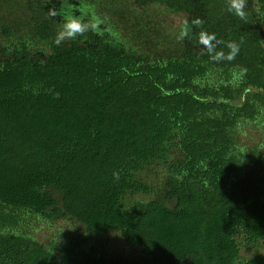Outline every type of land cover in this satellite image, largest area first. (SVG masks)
<instances>
[{
	"label": "trees",
	"instance_id": "1",
	"mask_svg": "<svg viewBox=\"0 0 264 264\" xmlns=\"http://www.w3.org/2000/svg\"><path fill=\"white\" fill-rule=\"evenodd\" d=\"M58 5L99 37L55 43ZM227 5L0 0V264H264V140L241 142L264 129V0ZM66 220L77 235L34 237Z\"/></svg>",
	"mask_w": 264,
	"mask_h": 264
},
{
	"label": "rangeland",
	"instance_id": "2",
	"mask_svg": "<svg viewBox=\"0 0 264 264\" xmlns=\"http://www.w3.org/2000/svg\"><path fill=\"white\" fill-rule=\"evenodd\" d=\"M149 14V13H148ZM154 14L152 13V16ZM155 17V15L153 16ZM159 20L164 21L165 29H173L177 30L180 28V25L184 23L185 16L184 14L181 13H167V14H160L158 17ZM157 18V19H158ZM69 38H65L62 41H66ZM36 48H41L44 50H48L44 43H39L38 45H35ZM264 140V129L262 128H257L256 130H253L252 132H248L245 135L242 136V143H245L247 146H252L256 145L258 141ZM140 196L136 195L132 197V199H139ZM78 232H80V225L77 221L71 220V221H65V222H59L58 224L54 226H48V225H43L40 228L37 229V231L34 234V237L43 242V243H50V240L54 237L55 239H64L66 238L65 235L67 234H72V235H77ZM116 237H118L117 234H114ZM113 236V248L117 249L119 252H131L134 250V248H128L127 245H125L122 241L116 239V237ZM58 254V253H57ZM255 254L254 251H248L245 248L241 249V256L242 257H250Z\"/></svg>",
	"mask_w": 264,
	"mask_h": 264
},
{
	"label": "clouds",
	"instance_id": "3",
	"mask_svg": "<svg viewBox=\"0 0 264 264\" xmlns=\"http://www.w3.org/2000/svg\"><path fill=\"white\" fill-rule=\"evenodd\" d=\"M246 3L247 0H228L227 9L229 12H232L238 17H244L246 15ZM101 23H103V21L95 16L93 17V22L91 23H83L78 18H68L63 25V30L58 33L55 43L59 44L61 40H64L65 38H74L77 34H83L84 32L88 31L89 28L98 30ZM193 23L199 24L201 21L197 19L193 21ZM214 40V34L201 35V43L207 47L210 53H212L215 49V45L212 43ZM227 48L230 50L227 54H225L223 51H216L215 54L211 56V59H234L239 51V45L235 42H230L227 44ZM113 176L115 179H119L118 172L113 173Z\"/></svg>",
	"mask_w": 264,
	"mask_h": 264
},
{
	"label": "flooded vegetation",
	"instance_id": "4",
	"mask_svg": "<svg viewBox=\"0 0 264 264\" xmlns=\"http://www.w3.org/2000/svg\"><path fill=\"white\" fill-rule=\"evenodd\" d=\"M62 7L60 6V5H58L57 7H56V10H58V11H60V14H58L57 15V21H59L60 22V19L61 18H63V20H66V19H68L69 17L67 16V12L64 10V9H61ZM74 12H75V15H77V14H79L80 13V11L79 10H77V9H74ZM62 16V17H61ZM113 26L114 25H112V23H108L107 25H105V28H107L108 30H106L108 33L109 32H111L112 30L114 31V30H116V31H118V29L116 28V26H115V28H113ZM102 27V25L100 24V26H99V29L98 30H93V35L95 36V37H99V35H100V28ZM89 30H92V29H89ZM77 38V37H76ZM70 39V38H69ZM68 39V40H69ZM67 40V41H68ZM62 41V40H61ZM85 41H86V36H84V37H80L79 38V42L80 43H85ZM93 43H94V39H93V41H90V44H92L93 45ZM45 46H46V48H48V50H44V49H41V48H33V50H34V52L36 53V54H41V57H44L45 55H47L48 53H50L51 52V47L48 45V44H44ZM115 46H117L118 48H125L121 43H118V42H116V44H114ZM28 46H31L30 44L28 45Z\"/></svg>",
	"mask_w": 264,
	"mask_h": 264
}]
</instances>
